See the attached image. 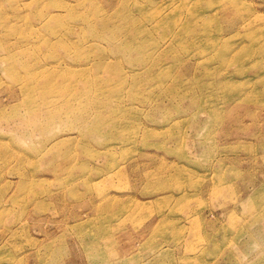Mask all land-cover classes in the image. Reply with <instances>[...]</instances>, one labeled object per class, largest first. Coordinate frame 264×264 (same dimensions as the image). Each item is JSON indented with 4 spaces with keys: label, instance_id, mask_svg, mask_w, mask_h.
Returning a JSON list of instances; mask_svg holds the SVG:
<instances>
[{
    "label": "rangeland",
    "instance_id": "obj_1",
    "mask_svg": "<svg viewBox=\"0 0 264 264\" xmlns=\"http://www.w3.org/2000/svg\"><path fill=\"white\" fill-rule=\"evenodd\" d=\"M257 65L264 0H0V264H264Z\"/></svg>",
    "mask_w": 264,
    "mask_h": 264
},
{
    "label": "bare ground",
    "instance_id": "obj_2",
    "mask_svg": "<svg viewBox=\"0 0 264 264\" xmlns=\"http://www.w3.org/2000/svg\"><path fill=\"white\" fill-rule=\"evenodd\" d=\"M63 6V5H62ZM221 8H220V6H214V8H213V10L215 11V12H217V11H219ZM87 12V11H86ZM95 12V11H94ZM88 16H90V15H86L85 17H88ZM253 21H250L249 22V24L250 23H252ZM103 29H106L105 27H103ZM100 35H102V33H100ZM108 39L110 40V41H113V42H115V44L116 45H119L123 50L125 49L124 47L125 46H127L128 45V42H123V41H119V42H116L115 40H114V38H113V36H109L108 37ZM150 54V53H149ZM152 54V53H151ZM143 54H140L139 56L140 57H135L133 60L135 61V63L136 62H138L139 60H143L145 57H146V55H145V57L144 56H142ZM145 60V59H144ZM243 66V67H242ZM242 66H239V69H242V68H244L245 67V64L244 63H242ZM130 67H131V65H130ZM255 67H257L258 68V70L260 71V72H263L264 73V71L263 70H261L259 67H260V65L258 66H255ZM132 68V67H131ZM142 69V66H140V68H138V66L137 67H135L134 66V68H132V69H129L128 71L132 74V75H136V74H138L139 72V70H141ZM263 85H264V81L262 82V85L257 89V92H258V94H260V96H258L257 97V100L259 101V100H263L264 101V97L263 98H261V95H263L264 94V88H262L263 87ZM98 89V92H100V93H103V92H106L108 89L107 88H105V86H100V87H98L97 88ZM107 89V90H106ZM264 103V102H263ZM111 105H112V103H110ZM85 106L84 105H82V104H80L78 107H76V108H72L69 112H70V116H69V121H74V122H77V123H86V127H87V129L88 130H90V131H93V132H98V131H101V128L103 127V119L101 118L102 116H101V114H100V112H99V110H97V113H96V117L94 116V117H92L91 116V114L89 113V112H87V111H85ZM88 117H90L91 119L90 120H88L87 118ZM174 118H177V117H170V119H168V121L170 122H172L173 120H174ZM181 118V117H180ZM175 122H177V121H175ZM179 122V121H178ZM97 184V183H96ZM257 238V239H256ZM253 241H255V242H258V237H254V239H253Z\"/></svg>",
    "mask_w": 264,
    "mask_h": 264
}]
</instances>
